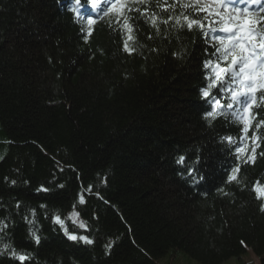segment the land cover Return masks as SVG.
I'll return each mask as SVG.
<instances>
[{"label": "trees", "instance_id": "obj_1", "mask_svg": "<svg viewBox=\"0 0 264 264\" xmlns=\"http://www.w3.org/2000/svg\"><path fill=\"white\" fill-rule=\"evenodd\" d=\"M190 3L122 0L88 35L74 0H0V249L12 246L0 264H20L12 249L25 264H157L175 252L222 264L248 250L264 264L252 191L264 187V90L247 133L231 116L205 119L221 95L219 82L201 94L215 78L205 62L220 45L176 24L205 16Z\"/></svg>", "mask_w": 264, "mask_h": 264}, {"label": "snow or ice", "instance_id": "obj_2", "mask_svg": "<svg viewBox=\"0 0 264 264\" xmlns=\"http://www.w3.org/2000/svg\"><path fill=\"white\" fill-rule=\"evenodd\" d=\"M105 2L110 7L104 11L103 15H108L120 4V0H74L76 6L74 11L85 6L95 11ZM140 2L144 3V0H140ZM183 7L191 8L193 12H204L206 14L202 19H198L181 12L176 17V24L183 27L182 18L189 31L193 30L195 26L201 30L202 35L206 39L218 42L220 45V47L215 49L214 53L216 62H205L206 68L212 67L215 78L210 80L206 88L201 89V94L204 98H208L211 90L216 87L218 82L220 83L219 92L221 94L219 97L214 96L213 99L208 100L211 110L205 114V119L209 117L215 119L218 115L227 119L231 116L234 120L243 124V131L247 133L250 122L245 119L244 114L252 115L249 113V109L256 102L255 93L258 90H264V16L260 15V13H264V0H191L190 4H184ZM77 14L79 15V12ZM164 22L167 23V21ZM93 23L94 20L89 17L87 19L89 26L88 35H91L90 26ZM125 23L127 24V20H125ZM153 24H155L154 20ZM217 33H223V35H218ZM131 39L132 37L129 36L128 40ZM128 40L124 42V51L131 54L134 49L129 46ZM222 62L224 67H221ZM222 99L227 100V103L222 105ZM225 108L231 110V112L224 111ZM260 123L264 124V121ZM259 126L260 124H257V128ZM257 138L254 134L252 137L254 144ZM225 139L231 143L230 137ZM258 146L256 145V147ZM243 151L244 148H237L238 153ZM251 152L255 153V147L251 149ZM247 159L254 161L255 156L248 155ZM184 162L185 158L183 156H180L177 160L178 164H184ZM237 170H232V174L228 177L229 182L236 179L235 173ZM188 175L193 176L192 169L189 170ZM199 179H203V177H199ZM193 181L198 182L195 176H193ZM12 183L15 184V181H12ZM219 191L226 196L229 195L222 188ZM252 191L256 193L255 198L261 201L260 211L264 212V187L257 182L253 185ZM80 203H84L83 197L80 198ZM17 206L19 207V205ZM77 216L78 213L73 212L70 218L74 219ZM55 222L64 227L63 221L59 216L55 217ZM79 226L86 228L82 221ZM6 227L7 225L0 221V230ZM65 234L68 239L73 241L79 239L88 245L93 243L87 236L77 237L69 234L66 228ZM30 235L39 244L40 238L36 235V232L32 231ZM11 247V244H4L3 249H0V255ZM11 255L20 264H25V261L31 259L30 255L17 253L15 249H12Z\"/></svg>", "mask_w": 264, "mask_h": 264}, {"label": "rangeland", "instance_id": "obj_3", "mask_svg": "<svg viewBox=\"0 0 264 264\" xmlns=\"http://www.w3.org/2000/svg\"><path fill=\"white\" fill-rule=\"evenodd\" d=\"M157 264H200L196 260L190 258L183 252H175L173 256H167L164 259H160ZM222 264H261L260 259L257 255L248 250L247 254L242 255L241 257H232Z\"/></svg>", "mask_w": 264, "mask_h": 264}]
</instances>
